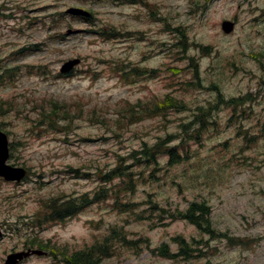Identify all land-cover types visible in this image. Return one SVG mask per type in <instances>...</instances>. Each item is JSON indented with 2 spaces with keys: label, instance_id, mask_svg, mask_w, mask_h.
Wrapping results in <instances>:
<instances>
[{
  "label": "rangeland",
  "instance_id": "rangeland-1",
  "mask_svg": "<svg viewBox=\"0 0 264 264\" xmlns=\"http://www.w3.org/2000/svg\"><path fill=\"white\" fill-rule=\"evenodd\" d=\"M120 1L0 0V74H12L0 82V130L18 142L8 163L28 169L19 180L0 177V264L27 248L46 254L16 264H65L62 252L107 235L114 238L111 254L98 264H264V60L247 54L264 53V23H250L254 8L231 0L212 1L204 14L199 0ZM71 7L90 16L66 13ZM234 12L238 26L224 34L219 20ZM73 59L74 75L58 76ZM112 64L129 73L111 71ZM167 94L184 104L168 109L169 121L147 118L118 137L109 131L123 105ZM63 107L64 120L55 113ZM44 112L67 129L33 122ZM196 113L206 117L198 133L197 122L183 126ZM165 132L188 160L166 166L161 157L156 179L139 180L123 194L133 211L120 212L108 198L63 222L30 226V217L43 215V201L92 195L100 184L97 167L109 170L116 154L127 157L142 140L153 143ZM191 202L208 208L212 233L179 215ZM121 234L128 242L116 238ZM179 238L197 250L186 257L161 253L165 244L178 253Z\"/></svg>",
  "mask_w": 264,
  "mask_h": 264
},
{
  "label": "trees",
  "instance_id": "trees-1",
  "mask_svg": "<svg viewBox=\"0 0 264 264\" xmlns=\"http://www.w3.org/2000/svg\"><path fill=\"white\" fill-rule=\"evenodd\" d=\"M89 31L93 32L91 28H89ZM99 33V35H103L105 39L111 38V36H107L102 31H99ZM178 44L179 42H176L175 45ZM29 49L32 48L29 47ZM109 67L111 71H116L123 77H126L125 73H129L126 71L122 72V69L118 68V66H116L115 64L109 65ZM193 72L194 79L198 80L199 76L196 68L193 69ZM6 74L8 77L12 75L10 70L6 69L0 74V82H2L3 77ZM67 75H74V73L71 72ZM221 101L222 99L219 97L218 102ZM232 101H234V99L230 100V102ZM125 102L127 101L124 100L122 103ZM2 103L3 101H1V105ZM182 107H184V104L181 101L170 96V94H167L163 99L151 100L150 102H143L139 100L135 106L130 105V108H127L125 105H123V108L121 110H117L114 128H111L109 126V131L116 137H118L120 135V131L128 125L139 123L147 118L160 117L166 121H169L166 114L168 109L173 108L174 110L178 111L179 108ZM55 113L57 116H59V118L64 120V117H67L69 113V108L63 107L62 109L57 110V112ZM50 114H45L44 112V114H41L38 120L35 119L33 122L39 121L40 125L41 123H43L50 128H55L56 131H65L67 129L66 126H62V128L55 127L56 122H58L59 119L52 120L51 118H49ZM92 115L98 116V114ZM193 116L194 119L185 125L183 124V126L186 128L189 124L197 122L199 125L195 127V129L197 128L195 132L198 133L206 124V117L203 118L201 114L197 113L193 114ZM94 118L98 122L97 117L95 116ZM102 119H104V117H102ZM187 133H190V135L193 136V130ZM155 138L156 140L153 143L142 140L139 147L132 148L127 157L116 154L117 162L109 170L102 171L97 167L95 173L96 177L99 179L100 184L99 188H97L92 193V195L83 193L78 196H51L50 198L43 201L41 203L43 215L37 213L36 215L30 217L28 219V223L30 224V226L41 228L42 225L45 224V222H63L66 218H69L80 212L83 207L87 206L88 204L104 201L108 198L113 199V205H115L120 212H124V210L133 211L132 206L135 203L130 199L123 198V194L127 192L133 193L135 190L134 188L136 182L139 180L146 181L147 179H156L154 178V172L159 169L158 165L160 163L161 157L166 158V166H172L179 163L180 161L183 162L188 160L186 159L187 155L185 156L186 150L184 151V153H180L176 150V146L170 145V142L174 138V136L170 132H165L164 135H159ZM17 144L18 142L16 141L10 142V151L11 149L14 150ZM186 147L187 145L183 148ZM124 159H129V164L122 163ZM24 167L27 168L26 166ZM74 170L76 173H78L76 168H74ZM148 170L149 172L147 173ZM106 184H108V186H106ZM147 203L151 205V208L157 207L156 203L151 199H149ZM124 206L126 209L123 210ZM179 215L187 219L190 223L196 225L200 229L209 233L213 232V229L210 227L208 208L204 204L200 202H191L186 210H184L183 212H179ZM116 238L121 239V241L128 242L126 241L128 238L124 234H121L120 237L116 236ZM113 239L114 238L107 235L103 238L102 242L97 241L96 243L86 246L84 249L73 251L68 255L65 252H62L63 262L65 264H98L102 256H108L111 254L110 246L112 245ZM179 239L180 250L178 253L168 252L165 247L166 244L159 247V250L161 251V253L170 258H174L177 256L186 257L187 255H190L192 252H195L197 250V248H193L189 246L188 243L184 242L182 238ZM52 253L55 255L58 254L56 251Z\"/></svg>",
  "mask_w": 264,
  "mask_h": 264
},
{
  "label": "water",
  "instance_id": "water-1",
  "mask_svg": "<svg viewBox=\"0 0 264 264\" xmlns=\"http://www.w3.org/2000/svg\"><path fill=\"white\" fill-rule=\"evenodd\" d=\"M67 13L74 15L88 16L89 13L83 9L71 7L66 10ZM222 27L225 31L230 30V23L223 22ZM78 63V59L68 60L62 64L60 72H68L75 64ZM8 139L5 133L0 130V176L5 180H19L22 176L26 174V171L22 167H15L6 163L8 158ZM45 252L38 249H27L26 251H19L7 255L4 264H16L19 260L28 256L29 254H44Z\"/></svg>",
  "mask_w": 264,
  "mask_h": 264
},
{
  "label": "flooded vegetation",
  "instance_id": "flooded-vegetation-1",
  "mask_svg": "<svg viewBox=\"0 0 264 264\" xmlns=\"http://www.w3.org/2000/svg\"><path fill=\"white\" fill-rule=\"evenodd\" d=\"M124 1L135 2V0H124ZM212 1H215V0H199V5H198L199 12L201 14H204L206 12L208 4L212 3ZM231 1L235 2L236 8L240 7L241 5H245L246 7L249 6V7L254 8V10L257 12V14H254L252 16V18H250V17L248 18L250 23H253L255 21L257 23H264V0H231ZM223 21H228L230 23L229 33L233 32L235 30V28H237L238 23H239L238 12H234L231 15V17L221 18L219 20L220 23H222ZM220 27H221V24H220ZM221 30H222V27H221ZM222 32L224 34H229V33H225L223 30H222ZM202 47L207 49L208 45L202 44ZM254 52H256V51H254ZM247 54L250 55L251 57H255V55H260V57L255 59V60H257L259 62V64H262V60H264V53H262V52H256V53L248 52ZM20 262H22V261H20Z\"/></svg>",
  "mask_w": 264,
  "mask_h": 264
}]
</instances>
